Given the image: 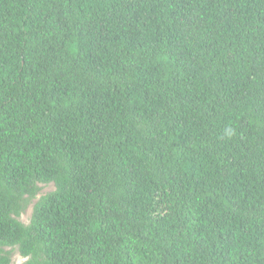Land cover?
<instances>
[{
    "label": "trees",
    "instance_id": "obj_1",
    "mask_svg": "<svg viewBox=\"0 0 264 264\" xmlns=\"http://www.w3.org/2000/svg\"><path fill=\"white\" fill-rule=\"evenodd\" d=\"M16 251L264 264V0H0V264Z\"/></svg>",
    "mask_w": 264,
    "mask_h": 264
},
{
    "label": "rangeland",
    "instance_id": "obj_2",
    "mask_svg": "<svg viewBox=\"0 0 264 264\" xmlns=\"http://www.w3.org/2000/svg\"><path fill=\"white\" fill-rule=\"evenodd\" d=\"M41 186V189L37 195V198L39 196H41L42 194L50 191V190H53L54 186L53 184H48V185H44V184H40ZM36 198V199H37ZM35 199V200H36ZM34 200V201H35ZM31 212H32V203L28 205V207L26 208V210L21 213L19 219L23 222V223H28L29 222V219H30V216H31ZM25 258L21 257L18 252L16 251L14 254H13V259H12V262L13 264H21L23 261H24Z\"/></svg>",
    "mask_w": 264,
    "mask_h": 264
}]
</instances>
